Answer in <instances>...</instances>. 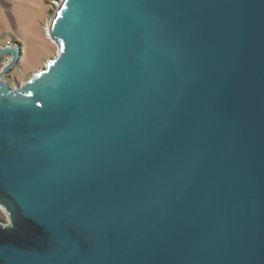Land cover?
<instances>
[{"label": "water", "instance_id": "95a60500", "mask_svg": "<svg viewBox=\"0 0 264 264\" xmlns=\"http://www.w3.org/2000/svg\"><path fill=\"white\" fill-rule=\"evenodd\" d=\"M57 54L0 72V264H264V0H62Z\"/></svg>", "mask_w": 264, "mask_h": 264}, {"label": "rangeland", "instance_id": "374dc122", "mask_svg": "<svg viewBox=\"0 0 264 264\" xmlns=\"http://www.w3.org/2000/svg\"><path fill=\"white\" fill-rule=\"evenodd\" d=\"M61 1L0 0V47L8 41L18 43L21 49L18 64L5 77L11 88H18L57 54L44 27L50 25ZM0 223L8 225V215L1 207Z\"/></svg>", "mask_w": 264, "mask_h": 264}, {"label": "built area", "instance_id": "2783aa9c", "mask_svg": "<svg viewBox=\"0 0 264 264\" xmlns=\"http://www.w3.org/2000/svg\"><path fill=\"white\" fill-rule=\"evenodd\" d=\"M54 3L52 2V5ZM50 26V25H49ZM49 26H45L44 29H45V34H46V37L48 38V33H49ZM13 43L11 42H6V44L4 45V47H9L11 46ZM4 47H0V49H3ZM11 59H12V56L9 55V54H0V72L2 71V69L8 65L10 62H11Z\"/></svg>", "mask_w": 264, "mask_h": 264}, {"label": "trees", "instance_id": "16d2710c", "mask_svg": "<svg viewBox=\"0 0 264 264\" xmlns=\"http://www.w3.org/2000/svg\"><path fill=\"white\" fill-rule=\"evenodd\" d=\"M16 44H18V43H16ZM19 45V44H18ZM20 46V45H19Z\"/></svg>", "mask_w": 264, "mask_h": 264}]
</instances>
